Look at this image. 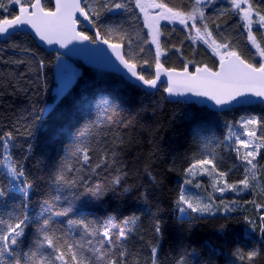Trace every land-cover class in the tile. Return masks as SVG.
Returning a JSON list of instances; mask_svg holds the SVG:
<instances>
[{"label":"trees","instance_id":"obj_1","mask_svg":"<svg viewBox=\"0 0 264 264\" xmlns=\"http://www.w3.org/2000/svg\"><path fill=\"white\" fill-rule=\"evenodd\" d=\"M158 1L181 11H188L192 6V0ZM3 3L7 5L8 0ZM252 4L256 11L264 14V0H252ZM135 11L136 15H141L138 9ZM0 14L8 15L3 10ZM97 22L102 29L115 28L128 34L132 44L125 43V51L135 56L138 64L141 59L148 60L149 65L154 63L155 49L151 43H145L150 37L142 19H136L132 12L101 9ZM205 22L218 42L221 36L227 38L245 59L258 66L260 58L251 48L243 21L232 10L230 2L215 0L205 6ZM81 28L89 35L94 32L91 25ZM254 30L259 37L264 35L260 26ZM161 32L164 52L161 63L165 67L183 70L184 64L191 61L196 66L217 69L218 57L206 45L193 43L183 26L163 23ZM6 40L7 37H0V137L12 133L8 154L11 161L23 169L32 187L24 195L9 186L10 194L0 199V219L9 220L26 205L23 210L32 223L25 230L26 236L18 249L21 255L34 247L38 227L34 218L39 216L42 220L48 215L47 212L40 215L44 202H52L54 211H59L67 208L71 201L66 215L52 216L53 227L70 230L74 239L91 240L95 244L101 239L99 235L93 236L82 226L70 222L86 216L99 228L112 218L113 236L121 230L127 233V238L118 243L131 253L129 264L137 261L145 264L153 245L159 249V264H247L234 253L237 249L247 253L252 248L261 253L252 264H264V233L260 231L264 228L261 221L264 217V207H261L264 205V149L257 168L260 186L242 192L240 201L231 206V211L193 212L192 219L187 220L182 218L177 205L187 178L186 169L196 159L207 157L214 159L220 171L231 169L227 177L229 183L243 179L244 162L235 151L238 146L235 138H228L229 129L234 132L240 127L241 117L264 116L263 105L218 112L195 103L168 101L164 85L150 93L117 73L85 66L77 60L74 62L79 72L68 88L57 95L60 55L45 50L30 34L23 32L7 43ZM13 44L31 51H21ZM139 46L144 51L137 55ZM16 60L24 63H14ZM39 60L44 61V67L38 70ZM149 65H144L146 75L153 71ZM189 70H194L193 64H189ZM257 133L261 136L260 130ZM114 142L119 153L114 158L116 162L90 171L89 166L101 156L113 159ZM75 145L88 150L91 157L88 164H84L81 154L72 155ZM4 153L0 139V155ZM62 165L66 179L77 180L76 187L57 182ZM79 176L84 177L89 188L99 186V190L86 191L79 187L84 182L78 180ZM116 177L120 178V184L113 183ZM10 178L4 162L0 163V185H7ZM125 188L129 191L125 192ZM73 193L80 195L73 196ZM56 195L61 196L59 201H53ZM133 214L138 217L135 223L124 224V219ZM157 223L161 226L159 234L154 231Z\"/></svg>","mask_w":264,"mask_h":264},{"label":"snow or ice","instance_id":"obj_2","mask_svg":"<svg viewBox=\"0 0 264 264\" xmlns=\"http://www.w3.org/2000/svg\"><path fill=\"white\" fill-rule=\"evenodd\" d=\"M213 3L215 0H192V6L188 11H181L169 7L167 3L157 2V0H94V2L92 0H8L7 5L3 3V0H0V10L8 13V15L0 14V37H7V40H12L21 32L26 35L31 34L47 45H59L60 48L68 49L65 55H72L79 50L80 48L76 47V44L99 42L108 45L120 64L123 65L124 69H127L130 77L135 78L141 87L157 89L159 85L166 84L164 91L167 92L168 96H185L188 98L184 101L185 103L192 102L191 97L193 96L206 98L194 102L205 104L211 101L212 103L208 106L217 108L221 112L227 106L233 105H264V46L258 42L257 35L253 32L254 23H258L260 29L264 30V14L254 9L252 0H230V7L243 21V27L246 29V37L251 48L255 50V55L260 58L257 66V63H251L245 59L227 38L221 36V42L217 41L216 36L205 22V6ZM101 9L107 12L115 10L132 12L136 19H142L143 27L148 29V36L150 37V40L145 41V43L155 45L153 64L149 65V61L146 59H141L138 64L135 56L128 55L125 51V43L130 46L132 40L128 38L127 33L115 28L102 29L99 26L97 20L101 15ZM137 9L141 15H136L135 10ZM152 10L158 11L153 13ZM254 16L258 17V21H254ZM80 18L85 24L91 25L94 30L92 35L80 27ZM161 21L182 25L193 43L199 42L211 48L213 54L218 57L217 70L213 71L207 65L196 66L191 61L184 64L182 71L165 68L160 60L163 54L160 40L162 35ZM114 33L116 35H113ZM216 35L220 34L217 33ZM260 39L264 41V35H261ZM113 40L120 42H113ZM69 45L74 46L69 48ZM12 46L24 52L31 51L23 45L13 44ZM96 51L104 52L105 50L98 49ZM143 51L144 48L139 46L137 55ZM13 62L24 63L22 60ZM189 64H193L194 71H189ZM144 65L153 68L150 75L145 74ZM43 67L44 61L39 60L38 70ZM162 75L166 77V81H161ZM66 86L67 84H65ZM61 92H63V88ZM239 123L244 131L237 135L230 128L228 138H235V143L238 145L235 151L245 162L243 179L229 183L227 177L231 169L220 171L214 163V159L207 157L196 159L191 163L186 169L187 176H195L199 172L208 173L212 176L213 190L222 194L227 190L240 191L255 186L252 182L257 181V163L254 161L259 150L264 148V116L241 117ZM257 130L261 131L259 137ZM196 131L199 132V129ZM241 136L246 138L242 139ZM0 139H2L5 149V153L0 155V163L8 161L4 166L8 170V176L11 177L8 179L7 185H0V199L10 194V187L16 192L27 195L32 185L28 183L23 169L18 167L16 162L11 161L8 154L12 133L9 132ZM119 142L122 143V140ZM77 154H81L84 164H88L91 159L88 150L80 145H75L72 155ZM118 154L114 142L111 149L113 159L109 160L107 155L101 156L94 165L89 166L90 171L94 172L102 164L107 167L110 163H115L114 158ZM21 178L24 179L21 180ZM17 180H21V182L15 183ZM78 180L84 181V177L79 176ZM57 182L67 187L77 186V180L66 179L63 165L58 170ZM120 182L119 177L113 180L114 184H120ZM184 183L191 184L192 180L186 179ZM196 186L199 187L200 185ZM79 187L86 191L99 190V186H95V189L89 188L87 181L79 184ZM124 191L127 192L129 189L125 188ZM79 195L80 193H73V196ZM60 199V195L53 197V201ZM71 203L69 201L67 208L54 211L52 202H44L40 215L42 216L45 212L48 215L42 220L39 216L34 218L38 225L36 238L33 241L34 247L23 252L22 255L18 249L23 243L22 238L26 236L25 230L32 223V219L23 210L26 205L20 209L18 214L11 216L9 220L0 219V225L3 226L0 227V264H129L131 253L122 243H118V241L127 238V233L121 230L114 237L111 231L112 218H109L99 228L95 221L88 220L86 216L70 222L72 225L82 226L85 232H90L93 236L99 235L101 239L96 240L95 244L91 240L85 242L74 239L70 230L61 231L53 227L52 216L66 215L71 209ZM177 205L182 218L187 220L192 219L191 213L193 212L212 211L210 204H202L198 200L193 201L184 194L183 189L179 193ZM224 210L229 212L232 209L229 205H225ZM137 219L138 217L133 214L131 217L125 218L123 223L126 225L135 223ZM261 221L264 223V217L261 218ZM154 231L157 234L161 232V226L158 223L154 224ZM260 231L264 233V228H261ZM106 244L107 247H105ZM45 249L50 251H43ZM158 252L157 246H151L149 258L145 264H159ZM260 254L255 248L247 253L237 249L234 253L240 261H247V264H252L254 258ZM136 264L139 262L137 261Z\"/></svg>","mask_w":264,"mask_h":264},{"label":"rangeland","instance_id":"obj_3","mask_svg":"<svg viewBox=\"0 0 264 264\" xmlns=\"http://www.w3.org/2000/svg\"><path fill=\"white\" fill-rule=\"evenodd\" d=\"M227 1L230 2V0H227ZM157 2H158V0H157ZM253 19H254V21H258V17H256V16H254ZM166 22L170 23L168 21H166ZM162 23L163 22H161V24ZM175 24H178V23H175ZM256 26H259V24L258 23L253 24V32L257 35V33L254 30V27H256ZM263 33H264V31H263ZM257 40H258V42L261 43L262 46H264V41H262L258 35H257ZM153 47L155 49V45H153ZM162 53L164 54L163 49H162ZM163 54L161 55V57L163 56ZM161 57H160V60H161ZM74 61L75 60L63 57L61 55L59 56V61H58V66H57V87L55 88V93L57 95H61L68 88V86L75 79L77 72H79V67L77 66V64ZM65 84H67L66 87H65ZM62 88H63V92H61ZM243 131L244 130L240 127H236L234 130V132L237 135H240V133H242ZM257 136L259 137L258 133H257ZM241 138L243 139L246 137L241 136ZM263 149L264 148H261L259 150V154L257 155L256 160L254 161V163H257V168H258V164H259L258 163L259 155ZM7 163H8V161H4V165ZM209 168H210V166H209ZM256 176H257V171H256ZM186 179H191L192 183L191 184H185L184 183V185H183L184 194L186 196H188L189 198H191L193 201L198 200L202 204H210L212 206V211L203 212V214L225 213V210H224L225 205H229L230 207L235 206L237 204V202L240 201V198L243 194L242 192H245V193L249 192L252 189H254L255 187H259L261 184V180L257 177V181L252 182L255 185L254 187H250L248 189H243V190H241V192L240 191L227 190L222 194L220 192H216L213 190L212 176L206 172H199L197 175L191 176V177L187 176ZM196 185H200V186L197 187Z\"/></svg>","mask_w":264,"mask_h":264},{"label":"water","instance_id":"obj_4","mask_svg":"<svg viewBox=\"0 0 264 264\" xmlns=\"http://www.w3.org/2000/svg\"><path fill=\"white\" fill-rule=\"evenodd\" d=\"M153 11H156V10H153ZM80 19H81L80 27L82 25L87 26V24H85L83 22L82 18H80ZM32 37L40 46H42L47 51L56 52V53H58L59 55H61L63 57H66V58H69V59H72V60H77V61L81 62L85 66L93 67V68H96L98 70H102V71H106V72L117 73V74L121 75L128 82L141 87L139 82L136 81L135 78H131L130 77V74L127 73V69H124L123 65L120 64L119 60H117L115 54L112 53V51L108 47V45H105V44H102V43H99V42H97V43L84 42V43L75 45L76 47L80 48L75 53H73L72 55H65V53L68 52V49L60 48L59 45H47L44 42L40 41L37 37H34V36H32ZM73 46L74 45H69V48H72ZM98 49H103L105 51L104 52H98V51H96ZM165 68H167V67H165ZM176 70L177 71H182L181 69H176ZM215 70H217V69H215ZM215 70L213 69V71H215ZM189 71H191V70H189ZM161 81L162 82L166 81V77L162 75L161 76ZM162 85H164V87L166 86V84H161V85L158 86L157 89H148L146 86L141 87V88L146 90V91H148V92H150V93H155V92H157L159 90V88ZM164 95L166 96L168 101H181V102H184L185 100L188 99L185 96H171L170 97V96H168L167 92H165V91H164ZM198 99H206V98L193 96V97H191V101L192 102H188V103H195L194 101H196ZM211 103H212L211 101H208L205 104H199V103H195V104L206 106L210 110H213V111H218L217 108H210L208 106ZM253 105H255V104H253ZM240 106H249V105L227 106L224 111H227V110L232 109L234 107H240ZM224 111H222V112H224ZM218 112H221V111H218Z\"/></svg>","mask_w":264,"mask_h":264},{"label":"flooded vegetation","instance_id":"obj_5","mask_svg":"<svg viewBox=\"0 0 264 264\" xmlns=\"http://www.w3.org/2000/svg\"><path fill=\"white\" fill-rule=\"evenodd\" d=\"M158 2H161V1H158ZM153 11V10H152ZM156 11H158V10H156ZM153 13H155V11H153ZM161 22H163V23H167L166 21H161ZM161 22H160V27H161V25L163 24H161ZM160 40H161V37H160ZM153 46V45H152Z\"/></svg>","mask_w":264,"mask_h":264}]
</instances>
